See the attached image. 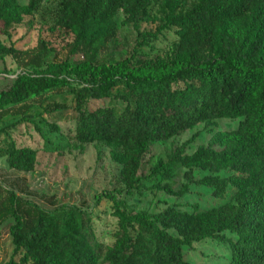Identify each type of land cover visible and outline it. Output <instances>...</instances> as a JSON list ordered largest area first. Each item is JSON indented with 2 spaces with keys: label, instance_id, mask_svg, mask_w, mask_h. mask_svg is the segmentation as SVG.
Returning <instances> with one entry per match:
<instances>
[{
  "label": "trees",
  "instance_id": "1",
  "mask_svg": "<svg viewBox=\"0 0 264 264\" xmlns=\"http://www.w3.org/2000/svg\"><path fill=\"white\" fill-rule=\"evenodd\" d=\"M29 1L22 6L18 0H0V61L12 58L24 67L0 92V121L15 109L22 115L33 100L67 89L77 113L74 144L112 148L113 160L122 166L121 195L183 198L196 186L226 203L204 211L169 207L150 214L135 212L113 193L100 195L97 205L104 197L111 200L118 220L114 242L103 245L94 213L76 205L48 212L0 185V240L8 226L14 248L8 264H191L186 248L215 241L229 247L228 264H264V0H60L54 26L73 38L70 55L82 59L47 64L46 41L22 52L1 40L43 2ZM121 13L143 46L174 32L170 52L105 62L103 53L120 32ZM145 23H155L157 31L142 32ZM101 100L123 108L92 106ZM62 108L54 102L47 112ZM226 120L239 124L190 155L201 135L196 134L152 170L151 188L144 184L140 173L152 146ZM50 127L61 131L57 124ZM4 134L7 146L0 158L17 172L34 173L39 152L18 145L8 127L0 130ZM179 179L183 184L177 190Z\"/></svg>",
  "mask_w": 264,
  "mask_h": 264
},
{
  "label": "rangeland",
  "instance_id": "2",
  "mask_svg": "<svg viewBox=\"0 0 264 264\" xmlns=\"http://www.w3.org/2000/svg\"><path fill=\"white\" fill-rule=\"evenodd\" d=\"M18 1L22 6H28L30 3L29 0ZM59 5L60 0H43L38 11L31 16H24L20 25L10 30L9 36L1 37L2 42L8 47L27 52L35 50L42 41H46L50 51L44 60L45 64L55 60L82 59L81 55H70L69 44L73 38L54 26ZM125 19L123 13L117 18L120 32L116 41L103 53L102 58L105 62L118 63L134 53L165 56L170 52L172 44L177 39L174 32H166L158 41L143 46L138 42V32L135 28L124 25ZM156 31L155 23L142 25V32ZM22 68L24 67L12 58H7L4 62L0 61V92L11 86L16 75L22 72ZM54 102L63 108L51 114L47 112V108ZM111 104L119 110L123 108L121 103H111V100L92 102L94 107ZM74 107V98L65 89L61 94L53 93L33 100L25 107L22 115H17L15 109L4 121H0V130L8 127L18 145L31 147L39 152L37 170L31 174L11 169L7 159L0 158L1 186L17 191L48 212H53L62 205H76L94 213L96 235L98 242L103 245L114 242L118 220L114 216L115 204L111 200L104 197L102 204L97 205V197L100 195L113 193L121 200L126 199L135 212L150 214H158L169 207L192 212L194 206H198L204 211L226 203L213 198L211 190L196 186H193L191 193L183 198L171 197L165 193L157 195L144 193L142 197L139 195L133 198L124 197L120 194L124 189L120 181L122 166L113 160L112 148L96 143L81 147L74 144L77 123ZM23 116L24 120H21ZM51 124H57L61 131H52ZM238 124L228 120L218 121L217 125L210 129L202 124L173 141L152 146L140 173V176L144 177V184L149 188L152 187L153 182L149 180L152 170L161 161L167 162L169 155L177 146L200 133V137L188 151V154L192 155L199 147L208 146L215 134L236 129ZM36 125L43 132V136L40 135ZM6 146L4 134L0 136V149ZM182 184L183 180L179 179L176 189L180 190ZM227 235L236 239L230 233ZM13 252L9 228L4 226L0 240V264H8ZM229 252V247L217 241L203 245L195 244L193 248L185 249L186 259L191 264H228Z\"/></svg>",
  "mask_w": 264,
  "mask_h": 264
},
{
  "label": "crops",
  "instance_id": "3",
  "mask_svg": "<svg viewBox=\"0 0 264 264\" xmlns=\"http://www.w3.org/2000/svg\"><path fill=\"white\" fill-rule=\"evenodd\" d=\"M4 159H7V158H4Z\"/></svg>",
  "mask_w": 264,
  "mask_h": 264
}]
</instances>
